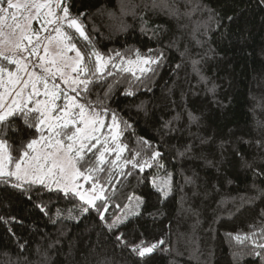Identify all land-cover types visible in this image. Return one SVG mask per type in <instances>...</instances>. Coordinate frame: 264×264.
Here are the masks:
<instances>
[{
  "label": "trees",
  "instance_id": "16d2710c",
  "mask_svg": "<svg viewBox=\"0 0 264 264\" xmlns=\"http://www.w3.org/2000/svg\"><path fill=\"white\" fill-rule=\"evenodd\" d=\"M66 3L90 38L65 29L83 53L162 59L149 64L153 71L135 73L140 80L109 65L90 86L88 100L103 102L107 123L116 114L128 146L118 165L107 166L105 221L55 191L25 194L0 181V264H264L253 254L264 252L253 244L264 243V0ZM14 125L18 131L6 138L18 157L21 141L33 137L19 119ZM141 140L163 154L164 171L120 167ZM167 173L165 199L152 178ZM132 210L139 215L107 230ZM121 232L129 245L165 243L139 257L116 241Z\"/></svg>",
  "mask_w": 264,
  "mask_h": 264
},
{
  "label": "snow or ice",
  "instance_id": "6c2138e0",
  "mask_svg": "<svg viewBox=\"0 0 264 264\" xmlns=\"http://www.w3.org/2000/svg\"><path fill=\"white\" fill-rule=\"evenodd\" d=\"M34 22L39 27H34ZM66 28L74 29L85 41H90L83 24L71 15L66 0H0V181L25 194L33 189L37 194L55 191L66 199L78 200L81 214L95 210L103 222L108 199L104 183L112 182L113 171L107 166L118 165L128 146L120 142L122 130L116 114L111 113V123H107L109 110L102 101L95 104L89 101L88 94L90 86L103 77L112 58L105 60L94 50L83 53ZM72 52L74 56L69 55ZM161 59L162 54L143 58L137 53L136 60L128 63L159 64ZM89 63L93 64L92 68ZM196 63H193L194 71ZM111 66L119 67L115 63ZM123 71L132 72L140 80L131 67ZM150 71H153L151 67L140 68L141 74ZM17 119L33 138L22 140L19 156L14 157L6 136L9 129L18 131L14 125ZM140 143L142 147L124 158L120 167L131 165V169L143 173L155 166L158 171H164L165 166L160 163L163 154L149 141ZM190 150L189 146L186 151ZM113 153L115 159L107 160L106 155ZM13 164L14 168H10ZM106 172L109 179L101 182L96 173ZM120 174L132 175V171ZM88 183L90 186L86 188ZM152 186L166 199L172 191L171 173L163 177L154 175ZM128 199L131 202L133 198ZM136 201L139 207L140 198ZM137 215L132 210L123 217L117 216L105 227L113 232ZM123 235L122 232L117 235L116 241L130 247L139 257L165 243L161 239L151 245L144 241L129 245ZM236 239L241 240L239 236ZM253 244L264 249V243L253 241ZM253 254L264 256L260 251Z\"/></svg>",
  "mask_w": 264,
  "mask_h": 264
},
{
  "label": "rangeland",
  "instance_id": "374dc122",
  "mask_svg": "<svg viewBox=\"0 0 264 264\" xmlns=\"http://www.w3.org/2000/svg\"><path fill=\"white\" fill-rule=\"evenodd\" d=\"M34 27H39V25L38 24H36L35 22H34ZM69 55L70 56H74L75 55V53L74 52H72V53H69ZM105 58V57H104ZM143 58H145V57H143ZM105 60H108V58H105ZM135 61L136 59H121V60H116V61H111L110 63H109V65H112V63H115V64H117L119 67H114V68H118V69H124V68H128V67H131L132 68V71L133 72H135V73H137V74H140L141 72H140V68H142V67H149V65H144V64H129L128 63V61ZM120 129H121V126H120ZM122 130V129H121ZM105 131V133H107V129H105L104 130ZM121 136H122V132H121ZM121 136H120V139H121ZM81 182H83V181H81ZM85 187L87 188V187H89V186H87V184H85Z\"/></svg>",
  "mask_w": 264,
  "mask_h": 264
}]
</instances>
